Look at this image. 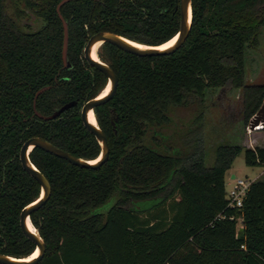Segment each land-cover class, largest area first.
Listing matches in <instances>:
<instances>
[{"label":"trees","instance_id":"trees-1","mask_svg":"<svg viewBox=\"0 0 264 264\" xmlns=\"http://www.w3.org/2000/svg\"><path fill=\"white\" fill-rule=\"evenodd\" d=\"M60 1L0 0V253L18 258L35 249L20 211L40 194L21 166L22 143L38 136L88 160L100 152L80 117L107 84L83 56L87 39L104 30L155 46L179 29L180 0H69L59 9L65 66ZM191 12L189 34L171 54L98 47L117 76L113 96L93 110L109 145L100 167L29 152L51 186L30 214L46 246L36 264H264V181L250 182L241 206L229 205L225 191L234 158L264 166V148L218 144L210 166L204 155L207 92L241 88L244 122L262 103L264 85L245 84V53L259 46L264 0H191ZM71 101L53 119L35 114ZM184 108L191 117L180 125L173 116Z\"/></svg>","mask_w":264,"mask_h":264},{"label":"water","instance_id":"water-1","mask_svg":"<svg viewBox=\"0 0 264 264\" xmlns=\"http://www.w3.org/2000/svg\"><path fill=\"white\" fill-rule=\"evenodd\" d=\"M67 1L69 0H61L56 7L59 17L62 20V25H63L62 59H63L65 66H68V62H67L68 27H67V22L63 20L59 12V9H60V6ZM179 14H180L179 29L177 33L173 36L175 37V40L170 45L165 46V47H161V45L164 44L165 42L160 45H155V46L146 45V44H141L133 40H130L116 33H113L110 31H104V30L98 31L90 35V37L87 39L86 44L83 48V56L89 62V64H91L92 66H94L95 68H97L98 70H100L101 72L105 74L107 78L106 86L109 85L108 90L104 95L100 96V93H99L97 96H94L88 99L86 102L83 103L80 109V117H81V121L84 127L94 135L95 139L97 140L100 146L99 155L95 159H92V160L83 159L59 147H56L49 141L42 139L38 136L29 137L22 143L20 150H19V160H20L21 166L26 172H28L39 183L40 194L37 199L26 204L21 209L20 214H19V224H20V228L23 234L35 244L34 251L37 250V254L31 258H28L29 256L18 258V257H13L7 254L0 253V264H36L43 257L46 251V246H45V242L43 238L39 234L37 228H35L30 221V214L33 211L39 209L48 200L50 196V192H51V186H50L48 179L45 177V175L42 172H40L36 168V166L30 161L29 152L32 150V148L39 147L60 158L66 159L72 164H75L81 167L93 168V169L100 167L108 158L109 145H108L107 138L105 134L102 132V130L99 128L96 122V119H95V123H91L89 121L88 115H89V112H92L94 116V111H93L94 108L99 104L107 102L113 96V94L115 93L116 87H117V76L115 72L113 71V69L108 64H106L105 62L99 59L97 55V50H96V57H93L92 51H93L94 46L98 44V47H99L100 44H102L103 42H110L116 45L121 50L130 52V53H133L139 56H155V55L171 54L184 43V41L186 40L189 34L190 27H191V19H192L191 0H180L179 1ZM134 43L140 44L143 47L137 46ZM47 88L48 86L40 88L36 92L35 97L38 96L42 91H44ZM73 104H74L73 101L68 102L49 115H42L37 111L35 112V114L39 118L44 119V120L53 119L57 117L62 111L71 107ZM115 121H116V117H114L112 120L113 126H114ZM258 123H261L264 126V101L261 103L259 109L252 116L249 122L251 128L257 125ZM231 178H234V174L231 175Z\"/></svg>","mask_w":264,"mask_h":264},{"label":"rangeland","instance_id":"rangeland-1","mask_svg":"<svg viewBox=\"0 0 264 264\" xmlns=\"http://www.w3.org/2000/svg\"><path fill=\"white\" fill-rule=\"evenodd\" d=\"M245 84L264 85V28L259 35V46L248 48L245 53ZM264 93L262 96V102ZM207 110L205 112L204 155L205 164L212 165L214 149L218 144H233L253 148H264V128L254 130L250 127L252 116L244 122L242 89L225 87L205 95ZM173 120L186 125L191 117L189 108L177 110ZM234 174V178L230 176ZM235 179L252 182L255 179L264 181V166H249L244 162L243 153H239L233 160L231 167L225 173V191L234 185ZM111 198L100 210H107L113 203ZM237 228H240L238 223Z\"/></svg>","mask_w":264,"mask_h":264},{"label":"built area","instance_id":"built-area-1","mask_svg":"<svg viewBox=\"0 0 264 264\" xmlns=\"http://www.w3.org/2000/svg\"><path fill=\"white\" fill-rule=\"evenodd\" d=\"M263 128L264 126L261 123H258L253 127L254 130H261ZM234 182V185L227 192V199L229 201V205L241 206L242 200L246 195L250 182L242 179H235Z\"/></svg>","mask_w":264,"mask_h":264},{"label":"bare ground","instance_id":"bare-ground-1","mask_svg":"<svg viewBox=\"0 0 264 264\" xmlns=\"http://www.w3.org/2000/svg\"><path fill=\"white\" fill-rule=\"evenodd\" d=\"M174 40H175V37H173L172 39H170V40H168L167 42H165L164 44H162L161 47H165V46L170 45L172 42H174ZM134 44H135V43H134ZM135 45L140 46V47H143V46L140 45V44H135ZM97 48H98V44H96V45L94 46V48H93V51H92V55H93V57H96V50H97ZM108 86H109V85H107V86H106V87L100 92V96L104 95V94L107 92V90H108ZM88 118H89V121H90L91 123H95V118H94L92 112H89ZM36 254H37V250H35L32 254H30L28 258L34 257Z\"/></svg>","mask_w":264,"mask_h":264},{"label":"crops","instance_id":"crops-1","mask_svg":"<svg viewBox=\"0 0 264 264\" xmlns=\"http://www.w3.org/2000/svg\"><path fill=\"white\" fill-rule=\"evenodd\" d=\"M235 177V176H234ZM230 178H231V176H230Z\"/></svg>","mask_w":264,"mask_h":264}]
</instances>
